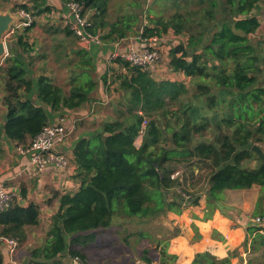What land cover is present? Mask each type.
I'll return each mask as SVG.
<instances>
[{"label":"trees","instance_id":"obj_1","mask_svg":"<svg viewBox=\"0 0 264 264\" xmlns=\"http://www.w3.org/2000/svg\"><path fill=\"white\" fill-rule=\"evenodd\" d=\"M61 1L79 3L87 16L94 11L87 30L100 35L102 43L126 39L139 19L146 16L145 12L146 18L149 12V19L142 26L141 41H161L170 32L186 37L170 48L169 66L190 79L194 86L192 96L200 102L191 100L190 84L186 82L156 80L151 72L127 60L113 59L111 63L119 69L103 75L102 81L108 91L117 84L114 91L121 93L119 117L105 121L101 132L76 144L75 177L80 180V187L61 196L46 242L29 250V264H66L68 255L79 256L88 264L87 249L81 246L84 239L89 237L92 244L111 247V240L119 235L118 230L111 229L113 201L117 197H123L129 216L149 215L146 187L153 191L156 205L180 214L182 204L172 194L181 185L179 176H175V165L179 163L198 164V169L205 170L210 208H215L213 204L226 191L257 186L264 192V162L251 149H243L249 143H264V85L258 86L257 78L263 71L250 41V35L261 26L258 13L263 0H156L161 4L153 10L150 6L145 8L142 0H132L141 7L142 14H129L113 24L107 21L109 0ZM170 9L174 12L166 16ZM20 10L36 17L51 11V7L48 0H29L13 8V12ZM31 28L13 35L16 46L0 68L5 93L2 105L6 108L3 130L18 146L31 143L49 124L48 109L53 114L79 109L90 101L96 88L90 80L72 85L66 94L45 76L34 82L23 59L32 51L25 40ZM105 29H109L107 34ZM35 88L36 103L29 98ZM42 103L48 108L44 109ZM210 110L213 115L207 113ZM144 119L148 126L141 136ZM255 122L259 124L257 128ZM251 160L257 166L245 167ZM166 193L175 200L167 204ZM199 202L197 199L191 205ZM39 223L37 205L22 207L15 203L9 211L0 213V237L22 245L28 240V231ZM254 231L257 232L255 226L249 228V232ZM258 236L264 244V236ZM157 250L159 264L176 260L166 247ZM142 259L153 264L147 250ZM226 262L201 254L194 264Z\"/></svg>","mask_w":264,"mask_h":264},{"label":"crops","instance_id":"obj_2","mask_svg":"<svg viewBox=\"0 0 264 264\" xmlns=\"http://www.w3.org/2000/svg\"><path fill=\"white\" fill-rule=\"evenodd\" d=\"M48 5L51 11L36 16L34 26L29 30L32 32L31 36L29 37V32L25 35V40L32 47L30 54L23 57L28 76L34 82L38 81L40 75L45 76L53 84L62 87L66 94L69 93L72 85L86 84L90 80L96 84V88L90 95V101L79 109H66L56 114L48 109L49 124H56L60 119L66 118L67 121L75 122L77 125L74 133L61 147V151L68 156L71 164L70 170L66 173L54 167L43 173L30 170L27 167L28 158L20 155L17 151L18 145L5 136L3 130L5 114L0 109V185L19 190L20 195L16 204L22 207L35 204L40 209V223L28 231L26 243L19 245L14 252H11V246L0 241L2 264L29 263L30 247L36 237L47 238L53 217L59 210L61 196L74 193L79 189L81 182L75 177L77 173L74 157L76 144L82 138L101 132L105 121L117 120L121 109L119 105L121 93L114 91L117 84L110 87L108 91L102 81L103 75L106 73L111 75L112 69H119L111 63L110 57L114 53H123L130 48L138 49L144 45L139 36L142 26L147 23L145 16L139 19L133 32L124 40L85 46L70 30L71 20L66 3L61 0H48ZM260 6L258 19L261 26L256 34L250 35V40L255 39V35L260 34L264 29V3ZM108 9L107 21L110 24L129 14H142L138 3H133L131 0H109ZM93 15V10L88 12L89 19ZM108 30L105 29L104 34H107ZM18 32L22 34L25 30ZM37 32L42 40L31 38ZM171 40H175L174 46L180 43L178 40L184 41L186 37L176 36L170 32L158 41L164 54V61H166L152 68L154 76L156 80L188 83L189 78L175 73L169 66ZM16 41V38L12 36L8 43L9 49L16 46ZM147 44L150 45L151 42ZM32 66L36 70H32ZM29 98L37 102L36 88ZM164 200H166L165 195ZM218 202L221 203L220 206ZM218 202L213 204L215 208H210L205 199L198 205H189L180 214H172L170 219L174 220L173 225L177 232L165 242L164 246L169 255L176 257L172 264H194L197 256L201 254H208L217 261H227L225 264H264V244L260 242L256 231L249 232V228L254 227L252 226L253 219L257 216H264L262 189L255 186L248 190L226 191ZM223 204L227 210L222 207ZM116 227H119V223ZM118 233L123 234L124 238L112 250L109 245L92 244L89 237L84 239L81 246L87 249L88 264H147L142 259L144 248L136 246V242L132 240L134 232L125 233L122 229ZM163 245L160 244L159 248ZM69 257L70 255L65 260ZM157 260L160 263L161 258Z\"/></svg>","mask_w":264,"mask_h":264},{"label":"rangeland","instance_id":"obj_3","mask_svg":"<svg viewBox=\"0 0 264 264\" xmlns=\"http://www.w3.org/2000/svg\"><path fill=\"white\" fill-rule=\"evenodd\" d=\"M24 1L26 0H0V13L11 12L13 11V8L16 5L22 4V2ZM142 4L145 8H148L150 6L149 8L153 10V9H157L158 6L161 4V2L159 1L156 2L155 0V3H154V0H142ZM173 12L174 10L170 9L165 13V15L169 16ZM145 15L147 16V12H145ZM146 16H145V19L148 21L149 12H148V18H146ZM30 34H32V32H29V37L31 36ZM11 38L12 36L10 38H7L8 42L9 40H11ZM31 38H35L36 40H42V37L38 35V32L35 33V35H32ZM263 38H264V29L261 30L260 34L255 35V39L252 38V40H250L251 44H253V46L255 47V50H256L255 55L259 58L260 60L259 65L263 71L257 77L259 81L258 86L264 85V40ZM174 42L175 40H171L172 44L170 45V48L173 46ZM178 42H182V41L178 40ZM165 61H164V54L161 52V63L163 64ZM3 65H4V61L3 63H0V68ZM31 69L36 70L34 66H32ZM2 76H3L2 72L0 71V98H3L5 94L4 93V82H3ZM189 82L187 83L188 85L190 84L189 85V89H190L189 97L194 103L198 104L200 101L194 99L192 96L193 91L191 90H194V86ZM112 102H114V100ZM0 109L2 110V113L5 114L6 108L2 105V100H0ZM225 110L227 109L225 108ZM207 113H209V115H213L211 110L210 112H207ZM258 125H259L258 122H255V128H257ZM261 137L264 138V136H261ZM138 144L139 142L137 143V145ZM259 146L264 151V143H262V145H259ZM244 166L251 169L257 166V162L255 160L247 161L244 164ZM175 168L178 170L177 171L178 174L176 176H179L181 185L177 187V189H175V191H173L172 194H174L176 198H178V194H181L183 197L187 199L194 198L196 196L198 197L200 201H204L205 199L207 200L206 196L209 194V191H208L209 187H208V180H206L205 170H203L201 167H200L201 169H198L199 168L198 164L193 166L191 163H188V162L179 163L175 165ZM225 193L226 192H224L223 195ZM145 194L148 197V202L146 203V206H148L147 214H149V215H145L146 217L129 216L126 213L127 212L126 203L122 196L117 197L113 201V208H114L115 215L113 218L114 226L112 225L113 226L112 231L119 230V232H121L123 229L125 233L134 232V236H132L133 237L132 240L134 243L135 242L137 243V244L135 243V245L140 248H144V250L149 251V257L153 261V264H159V261L157 260L159 258V255H158L159 251L157 250V247L159 248L160 244H164L163 246H165L166 244L165 242H167L177 232L176 227L173 225L174 220L170 219L172 214H177V213L164 209L162 205L160 204L156 205L153 199V196H154L153 191L149 187L145 188ZM175 197L171 196L169 198L167 196V199H166L167 204L175 200ZM189 205H191V203L182 204L181 211L187 208ZM218 205L220 206L221 203L218 202ZM222 207H224L225 210H227V207L224 206V204L222 205ZM149 208L151 209V211ZM118 223H119V227H116ZM139 232H142V233L139 234ZM123 238H124V235L123 234L121 235V233H119V236H117V239L111 240L110 250L117 247L119 245L118 242L122 241ZM45 242H46V237H42V238L36 237L35 242L30 247V250L35 247L43 246ZM64 262L66 264H69V259L64 260Z\"/></svg>","mask_w":264,"mask_h":264},{"label":"built area","instance_id":"obj_4","mask_svg":"<svg viewBox=\"0 0 264 264\" xmlns=\"http://www.w3.org/2000/svg\"><path fill=\"white\" fill-rule=\"evenodd\" d=\"M66 6L71 20L69 23L70 30L76 38L85 46H89L93 43L102 44L100 35H92L88 32L87 29L91 25V22L88 16L84 14L82 5L75 1H70ZM16 14L19 16V19L13 25L7 38L15 35L19 30L31 28L35 22V16L31 12L20 10L16 12ZM142 42L144 45L138 49L130 48L123 53H114L110 57V61L120 57L134 66L141 67L143 70L151 72L154 76L152 68L157 65H162V51L158 45L157 39ZM148 42H151V44H147ZM7 56H9V53ZM3 61L1 63H3ZM147 126L148 121L144 119L141 127V136L144 134ZM75 130V122L67 121L66 118H62L56 124L46 125L31 143L26 146H18L17 151L20 155L28 158L27 167L36 173H43L52 167L60 172L66 173L70 170L71 164L68 156L61 151V147ZM138 142V145H140L141 139H139ZM19 195L20 192L16 188L0 185V213L7 212L13 208ZM252 224L257 228V233L264 236V216L255 217ZM0 241L10 245L12 248L11 252H14L19 246L18 242L15 240L0 237ZM69 264L87 263L79 256H71L69 257Z\"/></svg>","mask_w":264,"mask_h":264},{"label":"water","instance_id":"obj_5","mask_svg":"<svg viewBox=\"0 0 264 264\" xmlns=\"http://www.w3.org/2000/svg\"><path fill=\"white\" fill-rule=\"evenodd\" d=\"M18 19L19 16L13 11L8 13H0V63L5 60L7 54L9 53V44L8 40L6 39L11 32L13 25ZM42 104L44 109L48 108L46 104ZM243 149H251L252 152H254L260 158V160L264 162V151L259 145L249 143ZM167 196L168 193L165 194V199H167ZM178 198L180 199L181 204L191 203L198 199V197L187 199L181 194H178ZM26 264L29 263L27 262Z\"/></svg>","mask_w":264,"mask_h":264}]
</instances>
